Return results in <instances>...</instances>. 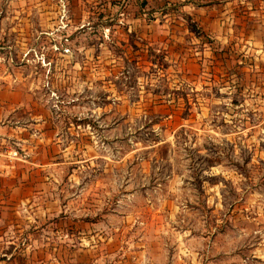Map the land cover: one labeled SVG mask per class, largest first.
<instances>
[{"label":"rangeland","instance_id":"1","mask_svg":"<svg viewBox=\"0 0 264 264\" xmlns=\"http://www.w3.org/2000/svg\"><path fill=\"white\" fill-rule=\"evenodd\" d=\"M53 3L0 0V85L21 88V119L45 117L52 136L8 154L25 180L51 182L33 191L136 213L147 242L190 263L264 264V23L180 45L139 28L134 43L97 4L56 27Z\"/></svg>","mask_w":264,"mask_h":264},{"label":"crops","instance_id":"2","mask_svg":"<svg viewBox=\"0 0 264 264\" xmlns=\"http://www.w3.org/2000/svg\"><path fill=\"white\" fill-rule=\"evenodd\" d=\"M53 1L52 7L58 14L56 27L72 23L66 13L74 3L82 12L90 3L98 5L99 13L113 11L117 17L113 26L128 37L121 39L124 42L136 43L132 36L139 28L144 29L140 40L148 44L153 41L180 45L178 42H198L199 28L227 38L237 36L238 28L251 27L245 20L247 16L250 20L257 15V22L264 23L260 19L264 16V0ZM174 12H184L187 16L182 20L164 18ZM189 16H194L195 21ZM77 21L80 26L86 22ZM8 25L13 27L11 23ZM158 35L161 37L157 38ZM178 54L186 55L182 50ZM229 72L225 74L231 75ZM23 106L28 105L21 100V88L0 85V149L4 151L0 155V264H203L181 258L174 253L176 247L170 251L168 246L147 242V222L136 213L117 212L114 206L92 208L80 203L74 206L75 201L85 199L76 196H65L60 203L54 197L46 203L45 198L38 196L33 190L51 182L36 184L25 180L21 158L11 160L8 154L16 151L19 157L21 149H27L36 155L34 150L43 149L52 136L43 138L45 117L28 113L31 117L21 119ZM66 184H75V181L69 180Z\"/></svg>","mask_w":264,"mask_h":264},{"label":"built area","instance_id":"3","mask_svg":"<svg viewBox=\"0 0 264 264\" xmlns=\"http://www.w3.org/2000/svg\"><path fill=\"white\" fill-rule=\"evenodd\" d=\"M13 154H15V152H13Z\"/></svg>","mask_w":264,"mask_h":264}]
</instances>
